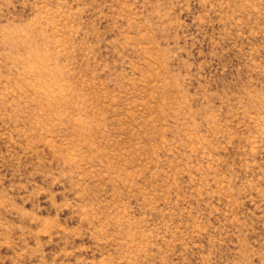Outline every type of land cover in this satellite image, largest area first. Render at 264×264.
<instances>
[{
    "label": "rangeland",
    "instance_id": "rangeland-1",
    "mask_svg": "<svg viewBox=\"0 0 264 264\" xmlns=\"http://www.w3.org/2000/svg\"><path fill=\"white\" fill-rule=\"evenodd\" d=\"M0 264H264V0H0Z\"/></svg>",
    "mask_w": 264,
    "mask_h": 264
}]
</instances>
